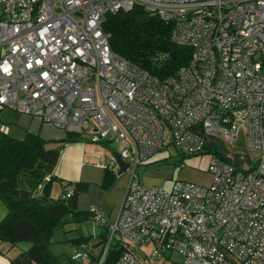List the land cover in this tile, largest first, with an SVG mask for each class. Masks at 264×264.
<instances>
[{
    "label": "built area",
    "instance_id": "2783aa9c",
    "mask_svg": "<svg viewBox=\"0 0 264 264\" xmlns=\"http://www.w3.org/2000/svg\"><path fill=\"white\" fill-rule=\"evenodd\" d=\"M136 4L191 49L175 76L160 80L111 49L106 15ZM7 108L116 141L131 173L112 222L88 209L106 227L97 264L114 245L112 264H174V253L180 264H264V0H0ZM165 138L189 155L223 145L207 152L209 185L140 182L137 167ZM88 257L81 244L69 260Z\"/></svg>",
    "mask_w": 264,
    "mask_h": 264
},
{
    "label": "trees",
    "instance_id": "16d2710c",
    "mask_svg": "<svg viewBox=\"0 0 264 264\" xmlns=\"http://www.w3.org/2000/svg\"><path fill=\"white\" fill-rule=\"evenodd\" d=\"M103 27L110 35L114 52L160 80L175 76L190 59L191 49L171 40L170 22L141 5L108 13ZM79 136L78 132H68L65 138L47 140L38 133L25 131L22 137H14L0 128V200L7 207L0 221V242L9 246L28 244L12 263H61L49 249L55 225L63 222L66 215H70L72 221L93 220L89 210L77 208L78 194L86 189L87 183L65 181L55 173L64 141L77 140ZM215 148L223 149V145L209 143L204 152ZM115 176L111 167H105L102 186H109ZM53 180L61 185L56 197L51 194ZM39 187L42 193L36 196L35 190ZM102 226L99 244L106 234V227ZM90 238L79 236L71 240L86 245ZM121 249L114 245L104 264H112Z\"/></svg>",
    "mask_w": 264,
    "mask_h": 264
},
{
    "label": "rangeland",
    "instance_id": "374dc122",
    "mask_svg": "<svg viewBox=\"0 0 264 264\" xmlns=\"http://www.w3.org/2000/svg\"><path fill=\"white\" fill-rule=\"evenodd\" d=\"M16 116V112L11 109L7 108L0 110L1 128L2 126L7 127L10 135L14 137L19 136L23 132V130H21L18 125H16ZM44 124L49 126L52 130L56 131L57 134H62L63 138L68 136L67 131L56 128L47 122ZM76 142L77 146H73V143ZM73 147H77V164L75 163V165H72L73 168L71 169L66 161ZM115 151H118V145L116 141H111L109 144L93 142L90 141V137L87 133H81L77 140L64 141L63 151L59 156L55 172L61 171L66 173L67 171H72L73 173L77 174V177L81 173V175H86L88 177V180H90L91 182H97L96 186L98 190L95 189L93 184L89 183L87 190L79 194L80 199L82 200V206L83 201L85 202L86 200L87 202V199H89L90 196L93 197V195H98V197L100 198L103 196L106 197L104 201L100 200V203L103 204L102 208L106 207L108 211L112 209L113 206H111L112 203L110 201V195H112V200L118 199V191L121 190L120 185H122L121 183L125 182L126 177L127 180L129 179L131 173L130 170H124L123 172L119 173V167L115 165L116 179L112 181L107 187L101 185L100 182L102 181L103 176L102 171L105 168L104 166L109 163V159H106L104 154H106L107 156L108 154L112 155V153ZM97 153H100L99 156H97ZM88 155L92 156L90 157ZM254 157H256V155L253 156V158ZM209 158L210 156L207 152L183 155L181 151H179L173 144L168 143V139L165 138L163 147L137 167V176L140 182L145 186H158L164 190H170L173 182L176 180H187L200 185H209L212 179V175L207 169ZM82 163L91 166H93V163H98V167H101V170L97 171L101 173V175L91 173L88 174L89 167H84L86 165L82 166ZM115 181L116 185L114 184ZM117 181H119V183ZM60 187L61 186L59 181L53 180L51 194L56 195L60 190ZM110 191L112 192L105 196L106 193ZM41 193L42 190L40 187L35 190L36 196H40ZM84 206H86L85 203ZM90 206H86L87 210L90 208ZM101 212L103 211L101 210ZM113 213L114 212H112V215H114ZM70 218V215H66L63 219V222L55 225L51 234L49 249L56 251L57 249L62 248L68 242L67 240H65V238H69L70 236H91V238H93V241L95 239L100 240L99 235L104 230V227L98 221L90 219L84 221H72L70 220ZM89 249L94 254H97L99 251V249L96 248V246L94 247L93 245H90ZM168 254L169 253H167L166 255L168 256ZM171 260L174 261V264H180L182 258L177 253H174ZM77 264L86 263L81 261L77 262ZM92 264H97V262H93ZM164 264L170 263H168L167 261Z\"/></svg>",
    "mask_w": 264,
    "mask_h": 264
},
{
    "label": "crops",
    "instance_id": "0c3cea01",
    "mask_svg": "<svg viewBox=\"0 0 264 264\" xmlns=\"http://www.w3.org/2000/svg\"><path fill=\"white\" fill-rule=\"evenodd\" d=\"M16 115H17L16 116V122H17L16 125H18L19 128L21 130H23V132L17 137H22L24 135L25 131H30V132L38 133L42 138L47 139V140H49V139L50 140H58V139H62L63 138L62 134H57L56 131L52 130L49 126L44 124L46 122H43V121L39 120L38 118L29 116V115H25V114H21V113H16ZM0 128H1V126H0ZM1 129H3L5 132L10 134V132L7 129V127L2 126ZM73 146H77V142L73 143ZM62 151H63V147L61 149V153H62ZM115 152H113L112 155L108 154V156L106 154H104V156H105L106 159H109V161H110L111 158L115 157V155H116ZM99 154L100 153H97V156H99ZM88 156H90V155H88ZM66 163L69 165V167L71 169L73 168L72 165H75V163L77 164V147H73V149L70 151ZM84 165H86V164L82 163V166H84ZM92 165L93 166H91V165L84 166V167H89L88 168L89 169L88 170V174L91 173V174H99V175H101V173H99L97 171V170H99V171L101 170V167H98V163H93ZM111 169L115 171V165L111 166ZM55 170H56V168H55ZM55 173L59 177H61L63 180H65V181L66 180H68V181H81V182L87 183V187H86L85 190H87V188L89 186V183L93 184L95 189H97V186H96L97 182H91L90 180H88V177L86 175H81V173L79 174L78 177H77V174L73 173L72 171H67L66 173L65 172H61V171H59V172L56 171ZM104 173H105V168L102 171V175L103 176H104ZM103 176H102V181H103ZM115 179H116V176H115L114 180ZM102 181L100 183H102ZM117 182L119 183V181H117ZM128 182H129V179L127 180V177H126L125 182L121 183L122 184V185H120L121 190L118 191L119 197H118L117 200H112V195H110V201L112 203L111 206H113L111 210L108 211L106 207L102 208L103 204L100 203V200L104 201V199H106V197L103 196V197L100 198V197H98V195H93V197L90 196V198L87 199V202H86V200H85V202L83 201V206H82L81 205L82 200L80 199L79 194L81 192L85 191V190L81 191L78 194L77 208L79 210H87V208H86L87 205H89V206L90 205H97V206L100 207V210L103 211L102 213L107 218V220L109 222H112L115 219L116 213H117L118 208L120 206L119 204H121V202L123 200V197H124ZM114 184L116 185V181H115ZM60 191H61V187H60V190L58 191V193L56 195H52V196L56 197L60 193ZM111 192L112 191L107 192L105 196H107ZM112 194H115V193H112ZM84 203H85L86 206H84ZM114 207H115V209H114ZM112 212H114L113 213L114 215H112ZM6 213H7V207H6L5 203L2 200H0V221L4 218ZM75 237H77V236H74V237L70 236L69 238L68 237L65 238V240L68 241L67 244H66L67 246L64 245L62 248H59L56 251L50 249L51 252L54 255H56L59 258V260L61 261V263H63V264H77V263H72L69 260V257L71 255V253L80 246L79 244L72 242L71 239L75 238ZM98 241L99 240H96V239L93 241V238H91L87 242L86 246H87V250L89 252V257H88V259L83 261L86 264H92L93 262H97V256H98V254H99V252L101 250V246H100L101 244H99ZM90 245H93L94 247L96 246V248L99 249L97 254H94L93 252H91V250L89 249ZM27 246H28V244H26V243H18V244L14 245V246H9L5 242H0V264H14V263L11 262L12 259H14L22 250L26 249ZM32 264H36V263H32Z\"/></svg>",
    "mask_w": 264,
    "mask_h": 264
},
{
    "label": "water",
    "instance_id": "95a60500",
    "mask_svg": "<svg viewBox=\"0 0 264 264\" xmlns=\"http://www.w3.org/2000/svg\"><path fill=\"white\" fill-rule=\"evenodd\" d=\"M115 160H116V163H117V165H118V167H119V170H118V172L119 173H121V172H123L124 170H126V168H127V164L116 154L115 155Z\"/></svg>",
    "mask_w": 264,
    "mask_h": 264
}]
</instances>
